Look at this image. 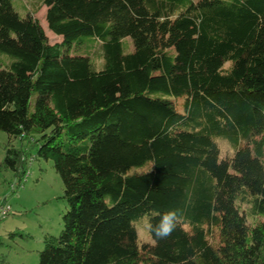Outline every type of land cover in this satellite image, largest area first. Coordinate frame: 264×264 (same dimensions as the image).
Listing matches in <instances>:
<instances>
[{
  "label": "trees",
  "instance_id": "trees-1",
  "mask_svg": "<svg viewBox=\"0 0 264 264\" xmlns=\"http://www.w3.org/2000/svg\"><path fill=\"white\" fill-rule=\"evenodd\" d=\"M42 5L60 45L0 0L2 164L51 161L68 206L39 264H264V0ZM172 209L139 245L133 221Z\"/></svg>",
  "mask_w": 264,
  "mask_h": 264
},
{
  "label": "rangeland",
  "instance_id": "rangeland-1",
  "mask_svg": "<svg viewBox=\"0 0 264 264\" xmlns=\"http://www.w3.org/2000/svg\"><path fill=\"white\" fill-rule=\"evenodd\" d=\"M14 11L20 17L33 15L40 23L50 45H60L62 37L51 33L46 24V7L42 0H12ZM126 52H132L129 39L125 40ZM99 45L93 44L86 54L81 48H73L69 54L88 55L92 63L101 64ZM227 67V65L225 66ZM35 96L31 100V107ZM179 101H181L179 99ZM220 158L232 157L234 150L223 138H215ZM8 138L0 131V203L10 207V214L0 221V264H39V253L44 239L57 237L62 230V218L68 206L62 199L64 186L51 161L33 159L28 172L21 179L3 166ZM16 146V144H14ZM134 169L132 172H138ZM15 186L12 190L11 186ZM137 243L152 244L148 232V216L133 221Z\"/></svg>",
  "mask_w": 264,
  "mask_h": 264
},
{
  "label": "clouds",
  "instance_id": "clouds-1",
  "mask_svg": "<svg viewBox=\"0 0 264 264\" xmlns=\"http://www.w3.org/2000/svg\"><path fill=\"white\" fill-rule=\"evenodd\" d=\"M178 220L179 216L177 210L172 209L163 213L157 224L153 225L149 223L148 227L157 238L165 239L175 230Z\"/></svg>",
  "mask_w": 264,
  "mask_h": 264
},
{
  "label": "built area",
  "instance_id": "built-area-1",
  "mask_svg": "<svg viewBox=\"0 0 264 264\" xmlns=\"http://www.w3.org/2000/svg\"><path fill=\"white\" fill-rule=\"evenodd\" d=\"M12 190L15 186H11ZM10 207L4 203H0V221L5 219L10 214Z\"/></svg>",
  "mask_w": 264,
  "mask_h": 264
}]
</instances>
